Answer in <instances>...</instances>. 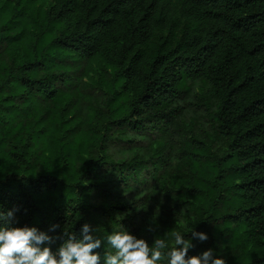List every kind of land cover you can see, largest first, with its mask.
I'll return each mask as SVG.
<instances>
[{"label":"trees","instance_id":"16d2710c","mask_svg":"<svg viewBox=\"0 0 264 264\" xmlns=\"http://www.w3.org/2000/svg\"><path fill=\"white\" fill-rule=\"evenodd\" d=\"M39 1L48 0H0V48L26 43L23 56L10 62L0 51V212H14L11 226L47 228L53 242L41 247L55 254L66 229L83 239L102 185L128 183L149 162L161 163L160 156L110 160L102 149L106 136L99 141L75 123L70 129L80 137L70 138L66 126L74 117L64 112L67 106L55 116L60 130L38 135L45 118L40 105L60 104L57 83L66 76L73 81L71 62L101 58L113 71L107 121L120 128L168 131L184 110L178 101L186 83L210 86L226 151L208 157L206 144L195 139V149L183 152L195 175L177 177L173 189L182 191L178 207L192 206L198 218L195 228L180 233L192 240V231H201L212 239L211 245L194 242L188 257L212 250L220 258L222 239L238 248L228 264H264V0H52L37 27L20 28L27 8ZM23 99L39 106L23 115ZM21 132L26 137L13 142ZM114 188L101 192L111 196ZM130 208L121 201L100 206L115 223L114 213ZM111 232L94 237L102 240L93 253L101 260Z\"/></svg>","mask_w":264,"mask_h":264},{"label":"rangeland","instance_id":"374dc122","mask_svg":"<svg viewBox=\"0 0 264 264\" xmlns=\"http://www.w3.org/2000/svg\"><path fill=\"white\" fill-rule=\"evenodd\" d=\"M52 0L46 2H37L30 5L25 13L20 28L37 27L36 18H42L46 10L51 6ZM26 36L30 37V31H24ZM162 32L156 33V40H159ZM36 36L31 35L30 40L34 41ZM25 44L8 46L3 45L0 48L3 59L11 61L14 56L21 57L25 52ZM72 69L67 74L73 78L70 83V77L66 76L63 82L57 83L59 86L60 104L54 100L53 104H41L39 111L45 115L42 120L43 126L38 135L42 138L53 136L60 128L57 125L60 106H67L71 114L69 124L66 126L70 138H79L80 134L75 128L70 129L73 124L86 132L88 136L105 135L108 141L102 145V149L108 155V159L113 158L117 161L132 159L149 160L152 157L160 156V164L155 167L148 163L147 169H142L136 179L117 185V182H110L102 185L92 198L94 207L88 225L92 229L90 235L100 236L105 230L126 231L137 239H144L151 247L156 238H164L167 242L173 243L172 237L166 234L173 230L182 232L195 228L198 215L196 209L192 206L178 207L177 200L182 195L174 187V181L177 177L192 179L195 175L191 167L190 158L183 156V152L194 150L195 139H199L206 144V153L208 157L217 155L222 156L226 151V141L222 138L217 128L215 113L218 107V100L209 94L210 86L204 81L190 82L185 85V92L178 101V104L184 106V110L175 119L171 129L164 130L161 127L148 129L146 131H132L129 128H120L114 123L107 121L108 107L107 102L113 92L112 68L101 58L84 59L78 62H71ZM65 68L68 67L66 64ZM10 100V98H9ZM38 101L32 104L26 103L24 99L19 108L23 115L33 112L34 108L39 106ZM39 111L35 114L39 116ZM37 116H33L31 119ZM76 119V121H75ZM26 134L21 132L13 142L18 143L20 138H25ZM92 147L95 156L99 155V145ZM38 153L42 152V147H38ZM157 159V158H156ZM111 160V159H110ZM205 160V159H204ZM0 167L5 168V163ZM115 186L111 196L104 195L101 191ZM121 201L130 205L131 208L124 213H114L117 223L113 222L107 215H104L100 206H107L111 202ZM223 205L222 210L225 211ZM40 232L49 233L47 228H39ZM197 233H202L197 231ZM194 236L192 235L191 238ZM200 241L197 237L192 240ZM211 245L212 239L202 242ZM220 258L227 264L229 260L237 254L238 248L233 241L219 240ZM107 251H111L108 248ZM57 253V252H56ZM55 253V254H56ZM100 264H104L101 260ZM158 264H167V256Z\"/></svg>","mask_w":264,"mask_h":264},{"label":"clouds","instance_id":"9594fccd","mask_svg":"<svg viewBox=\"0 0 264 264\" xmlns=\"http://www.w3.org/2000/svg\"><path fill=\"white\" fill-rule=\"evenodd\" d=\"M14 212L7 215L0 212V264H100V255L93 254L101 247L102 240L94 239L89 233V225L82 228L83 239L67 229L66 238L53 254L51 248L41 247L45 243L51 244L53 237L40 232L35 227H12ZM58 226H53V230ZM171 236L173 243L169 244L164 238H156L150 247L146 240L137 239L126 231H114L106 236L108 248L104 257V264H158L167 256V264H227L222 258H214L212 250L205 251L200 256L188 257L192 241L185 239L179 231L173 230L166 236ZM192 235L201 242L208 240L204 233L192 231ZM169 249L167 253L163 251Z\"/></svg>","mask_w":264,"mask_h":264}]
</instances>
